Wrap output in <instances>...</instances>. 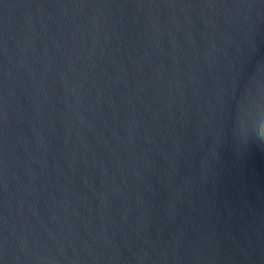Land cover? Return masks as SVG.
Here are the masks:
<instances>
[{
  "label": "water",
  "instance_id": "obj_1",
  "mask_svg": "<svg viewBox=\"0 0 264 264\" xmlns=\"http://www.w3.org/2000/svg\"><path fill=\"white\" fill-rule=\"evenodd\" d=\"M0 264H264V0H0Z\"/></svg>",
  "mask_w": 264,
  "mask_h": 264
}]
</instances>
